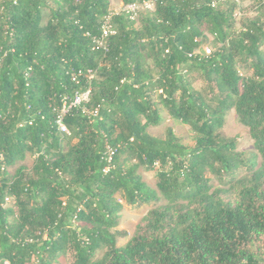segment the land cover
<instances>
[{"label": "trees", "instance_id": "1", "mask_svg": "<svg viewBox=\"0 0 264 264\" xmlns=\"http://www.w3.org/2000/svg\"><path fill=\"white\" fill-rule=\"evenodd\" d=\"M238 1L131 19L112 0H0V264H264V8L236 29ZM162 110L193 146L148 133ZM232 110L251 156L220 133ZM120 199L160 202L122 246Z\"/></svg>", "mask_w": 264, "mask_h": 264}, {"label": "rangeland", "instance_id": "2", "mask_svg": "<svg viewBox=\"0 0 264 264\" xmlns=\"http://www.w3.org/2000/svg\"><path fill=\"white\" fill-rule=\"evenodd\" d=\"M237 3L238 4L235 12L236 29H240L247 20L260 16L261 9L264 8V0L262 2H260L259 0H239ZM111 10L113 14L122 13L123 3L121 2V0H112ZM149 10H153V8ZM49 13V10L44 11L45 21ZM136 22V25L138 26L139 21ZM208 36L210 38V42H207L202 47V50H205L206 54H209L215 49L212 43L213 37L211 35ZM262 49H264V44ZM240 71L243 72V69L241 68ZM189 79L192 80V87L195 90H201L204 87L203 80L196 75H190ZM161 113L163 116L161 123L157 126H151L148 128L147 131L150 135L154 137L164 138L167 135L168 130L172 129L179 142L183 145L193 146L195 144L194 132L190 126L175 121L170 117L166 110H162ZM220 133L224 138L236 140V149L238 152L244 153L247 156H251V154L254 152L253 139L250 136L249 129L239 122L234 110L230 111L227 114L224 126L220 130ZM32 164L33 158L29 156L19 165H24L28 169H31ZM14 169L15 167H11L9 170L13 172ZM139 172L142 173L145 181L150 186L156 188L157 177L155 171L143 170L141 168ZM120 202L122 203L123 208L120 211L118 226L114 231L118 232V242L119 245L122 246L126 244L131 239V237L134 236L137 227L143 223V219L149 214L151 210L158 207L160 205V202L153 201L151 203H138L134 205L128 204L121 199ZM9 204L13 205L14 203L11 200ZM125 233L126 235H124ZM71 259V256H67L59 259L56 264H70Z\"/></svg>", "mask_w": 264, "mask_h": 264}, {"label": "built area", "instance_id": "3", "mask_svg": "<svg viewBox=\"0 0 264 264\" xmlns=\"http://www.w3.org/2000/svg\"><path fill=\"white\" fill-rule=\"evenodd\" d=\"M155 2H156V0H144V1L139 2V3L127 4V5L123 6V12L122 13H126L131 19H136L141 12L147 11V10L153 8L155 5ZM114 33H115V31L112 30L110 26H104L102 39L99 40L98 43L102 44L105 37H107L108 35H112ZM89 95H90V91H87V92L79 95L72 105H77V104H80L82 101H87L89 99ZM65 106H66V104H65ZM66 110H67V107H64V111H66ZM58 123L60 125L61 131L68 133V130L63 125L61 118L59 119Z\"/></svg>", "mask_w": 264, "mask_h": 264}]
</instances>
